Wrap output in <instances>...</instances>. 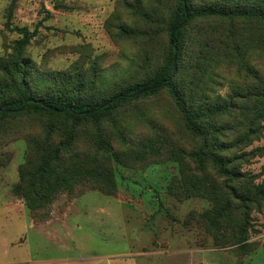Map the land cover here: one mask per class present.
Segmentation results:
<instances>
[{
  "label": "rangeland",
  "instance_id": "rangeland-1",
  "mask_svg": "<svg viewBox=\"0 0 264 264\" xmlns=\"http://www.w3.org/2000/svg\"><path fill=\"white\" fill-rule=\"evenodd\" d=\"M189 1L248 14L184 27L178 100L166 87L76 122L34 107L0 117V264H264V0ZM178 7L0 0V103L20 78L71 104L145 82L168 65ZM19 29L34 37L17 53ZM19 59L24 72L5 74Z\"/></svg>",
  "mask_w": 264,
  "mask_h": 264
},
{
  "label": "trees",
  "instance_id": "trees-1",
  "mask_svg": "<svg viewBox=\"0 0 264 264\" xmlns=\"http://www.w3.org/2000/svg\"><path fill=\"white\" fill-rule=\"evenodd\" d=\"M195 8V7H194ZM189 0H179V7L175 13V20L169 29V55H168V65L166 68L161 69L156 72L152 77L147 79L145 82L135 85L133 87L121 90L117 94L109 97L108 99L102 100L97 104H71L67 102L63 96H57L54 100H50L46 97L42 98L37 96L35 93L30 92L28 89V85L24 82L25 80L20 78L18 80V88L19 92L16 98L9 100L4 99L0 103V117L5 115H9L10 113H15L24 110L26 107H34L40 108L49 112H63L65 115L73 119L75 122L84 120L87 118L100 117L115 107L122 104L126 99L132 96L133 93L142 91L141 94L137 96L146 95L148 93L157 92L163 88H169L171 90L172 96L175 100L177 99V91L173 87V78L174 73L173 70V58L175 60L178 58L179 51V38L184 27L194 20V18L199 16H221V17H231V16H245L248 14V11L245 9H238L237 7L229 8H211V7H203V8H195L194 9ZM261 18L264 19V12L258 14ZM22 30V29H21ZM20 31L21 38L17 42V53L28 44L29 40L34 37L33 33H28L25 30ZM27 68L26 63L24 61L21 62L14 61L7 68L4 66L2 70L5 74H9L10 72L22 73ZM179 104L181 111L185 115V119L187 121V126L191 131H194L195 134L200 137H204L205 131L200 127L194 125V122L189 120L186 116V111L183 105L177 101ZM214 165L217 167L218 173L222 176H227L229 174L228 169L225 165V160L221 157L214 156L213 157Z\"/></svg>",
  "mask_w": 264,
  "mask_h": 264
},
{
  "label": "water",
  "instance_id": "water-1",
  "mask_svg": "<svg viewBox=\"0 0 264 264\" xmlns=\"http://www.w3.org/2000/svg\"><path fill=\"white\" fill-rule=\"evenodd\" d=\"M175 64H176V60H175V57H174L173 58V70H172V73H174V71H175ZM141 93H142V91H138V92L133 93L132 96H137V95H139Z\"/></svg>",
  "mask_w": 264,
  "mask_h": 264
}]
</instances>
